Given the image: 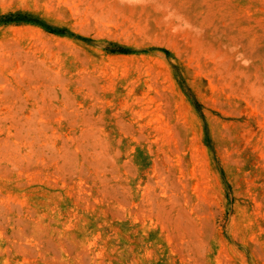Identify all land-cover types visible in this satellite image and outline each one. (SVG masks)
<instances>
[{"label": "rangeland", "instance_id": "rangeland-1", "mask_svg": "<svg viewBox=\"0 0 264 264\" xmlns=\"http://www.w3.org/2000/svg\"><path fill=\"white\" fill-rule=\"evenodd\" d=\"M0 264H264V0H0Z\"/></svg>", "mask_w": 264, "mask_h": 264}, {"label": "trees", "instance_id": "trees-1", "mask_svg": "<svg viewBox=\"0 0 264 264\" xmlns=\"http://www.w3.org/2000/svg\"><path fill=\"white\" fill-rule=\"evenodd\" d=\"M121 52H123V51H121Z\"/></svg>", "mask_w": 264, "mask_h": 264}]
</instances>
